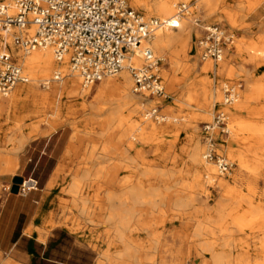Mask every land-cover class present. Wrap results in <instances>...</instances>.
Wrapping results in <instances>:
<instances>
[{
  "label": "rangeland",
  "instance_id": "1",
  "mask_svg": "<svg viewBox=\"0 0 264 264\" xmlns=\"http://www.w3.org/2000/svg\"><path fill=\"white\" fill-rule=\"evenodd\" d=\"M263 1L217 0L214 9L208 7L202 0L187 2L193 4L192 11L181 20V23L182 21L187 23L190 38L189 34L180 31L179 27L174 32L181 34L182 41L168 50L166 58L156 55L161 60V76L168 97H150L147 94L136 93L138 97H142L145 106H142L138 114L123 112L126 121L138 120L142 124L155 126L152 132H148L147 137L141 138L139 129L126 131V125L120 126L117 120L113 121L111 127L106 126L110 116L108 112H102L94 123L85 121L87 127L81 128L80 134L83 139L78 153L81 151L80 154L84 155L94 152L92 158L94 164L114 167V171L118 173L115 179L122 180V177L126 176L130 187L134 185L143 187L145 201L142 199L140 202L130 201V219L121 229L124 237L120 239L117 230L119 217L115 209L109 205L101 208L95 203L97 198L104 197L105 191L98 192L87 187V190L78 197L63 193L67 207L62 206L61 200L57 199L51 217L38 235L40 240L52 238L56 244L65 245V251L70 253L69 262H62L60 254L55 260L57 262L53 264H218L215 262V254L220 249L224 250L225 256L231 260L220 264H264V144L259 143L261 137L258 133L236 130L233 126L234 118L229 113V133L224 134L219 130L215 132L218 153L231 160L233 168L222 176L213 162L214 180L228 179L231 173L239 170L236 159L230 153L237 154L242 150L241 152L251 159L252 167L243 170V175L238 181L230 180L237 185L243 195H250L252 202L246 201L239 207L227 210L223 219L215 220L219 203L221 200L228 202V196H225L216 184L209 185L207 192L204 193H200L197 188L183 186L194 174L190 158L192 145L199 141L202 152L206 150L204 124L211 122L219 110H226L229 107L223 104L224 83L242 81L244 86L234 105L241 103L244 113L258 115L264 123V86L260 91L249 88V80L244 71H238L221 80L219 86L221 99L214 103L209 112L198 111L195 103L187 98L189 93L194 95L200 93L202 102L205 101L204 92L207 86L201 70L206 62L216 63L217 60L202 61L197 42L203 35L204 27L210 24H220L234 35L235 43L224 49L230 50L233 65L236 67L242 65L250 69L255 82L264 84V16H251ZM128 2L144 15L132 0ZM180 2L183 1L180 0L177 4ZM150 17L157 16L151 15L147 18ZM256 18H259V21H254ZM7 40L11 49L9 43L11 37ZM244 44H249L247 52ZM249 52L257 55L253 58ZM194 62H197L196 66H190ZM23 71L29 77L28 72L24 69ZM53 74L54 71L49 76ZM116 76L118 74L105 77L86 87L89 91L86 104L95 101L102 81ZM213 78L216 79V82L215 80L212 82L214 86L217 84V76L213 75ZM19 84L26 85L28 93L20 97L17 106H13L16 87ZM19 84L9 96H0L2 104L0 121L3 106H7L9 108L7 121L10 126L23 127L22 131L18 132L21 136L18 139L35 136L31 133L24 136L34 127L38 128L39 133L40 128L45 130L34 144L59 128H67L71 135L74 130L70 125L64 124L65 117L54 116L60 99L61 82H51L45 86L33 82ZM46 93L52 95L50 103L46 104V106L49 104L47 108L38 110L36 116L28 117L25 121L14 117L18 110L29 105L30 100L35 99L38 105H44L49 99ZM143 97L148 99L145 100ZM152 107H159L160 113L167 119L159 121L145 118L146 111ZM75 116L79 119L86 117L80 113ZM15 132L17 131L12 129L6 143L0 144V163L11 159L14 153L18 152L15 150L17 136ZM33 139L36 138H31L23 145L15 170L0 173V200L11 191L15 176H29L33 170L36 161L30 147ZM248 140L256 144L247 147L245 142ZM103 148L108 150L104 152ZM27 161L30 167L24 171L22 165ZM119 166L122 168L120 171L117 169ZM68 176L64 184L66 192L71 184V174ZM169 185L171 187L167 189ZM39 186L37 183L36 187ZM154 189H157L158 195L151 198L149 195ZM82 197L87 199L85 206L81 201ZM180 198L184 200L182 205L177 202ZM110 215L114 218L113 222L106 221ZM212 232H216L215 235ZM57 249L62 252L61 245Z\"/></svg>",
  "mask_w": 264,
  "mask_h": 264
},
{
  "label": "bare ground",
  "instance_id": "2",
  "mask_svg": "<svg viewBox=\"0 0 264 264\" xmlns=\"http://www.w3.org/2000/svg\"><path fill=\"white\" fill-rule=\"evenodd\" d=\"M178 1L180 0H132L134 5L138 9H140L146 17L156 15L160 18L173 16L175 14V9L178 5ZM181 1L187 3L189 0ZM202 1L206 3L208 7L214 9L217 0ZM184 17L181 20H183ZM174 30L175 28H167L157 31L151 38H149L145 42V45L150 46L155 55L166 58L168 56V50L182 41L181 34L175 33ZM180 31H186L189 34L190 38L188 25L185 21H182V23L180 22ZM9 43L11 44L10 51L12 53V56L17 59L22 69L28 72L29 75L28 82L20 81L17 84L33 82L40 83L45 86L51 82L62 83L60 90V99L58 104L56 105L54 116L57 118L62 116L65 117L64 124L70 125L73 128L74 133L59 162L58 174H61L62 172H69L71 174V184L68 192L74 197L82 195V192L86 191L87 187L98 190V192L100 190L105 191L104 197H102L101 199L97 198V200H99H96L95 203L100 205L101 208L109 205L115 209L117 216L119 217L117 221L118 237L120 239H123L124 236L121 229L125 227L130 219V201L132 200L140 202L141 199L143 200V202L145 201L143 187L138 185L130 187L127 184L129 182V179H127L126 176L122 177V180L115 179L116 174L118 175V173L117 171H114V167H109L103 164L100 165L99 163L94 164V159H92L94 152L81 155V151H79L78 153V150L83 139L80 134L81 128L84 126L87 127L85 121H92V123H94L99 118V116H101L102 112L110 113L108 120L109 122L106 126L111 127L113 121L117 120L119 121L120 126L126 125V131L139 129V136L141 138L147 137L148 132H152V130L155 129V126L150 124H142L138 120L126 121L124 119L123 112L130 111L132 113L138 114L142 110V106H145L142 97H138L137 94L133 91V80L132 76H130L131 74H129V70L125 68L120 73H118V76H116L115 78H108L102 81L95 101L86 104L88 102L87 97L89 91L86 89V86L83 85L82 79L79 74L71 70L68 57H64L61 60H58L54 56L53 51L50 48H38L31 52H25L15 46L12 40H9ZM244 45L245 51L248 50L249 44ZM251 53L249 52L250 56L255 58L257 54H255L254 52L252 54ZM230 56V50H223L220 56L215 59L217 60L216 63L206 62L204 68L201 70V73L205 76L204 81L207 86L204 92L205 101L202 102L200 93H197V95L189 93L187 95L188 100L195 103L198 111H201L203 113L211 111L214 103H216V101H220L221 99V93L219 89L221 80L224 77L235 74L238 71H244L247 74V79L249 80V88L260 91V89L264 86V84L255 82L253 73L250 69L244 68V66L242 65H239L237 67L236 65H233V62L230 60ZM131 61L136 65H142L144 63V60L139 55V52L136 53ZM196 64L197 62H194L190 66L194 67L196 66ZM53 71L54 74L50 77L49 75ZM56 71H60L62 74L60 80L54 79ZM213 75L217 76V84H215L214 86L212 82L214 80L216 82V79L213 78ZM10 93L8 95L0 96L7 97L10 95ZM27 93L28 87L24 84H19L16 87V98L14 99L15 101H13L12 105L17 106L20 97L23 95H27ZM143 99L146 100L148 98L143 97ZM88 110L89 112H86ZM225 111H227L234 118L235 123L233 124V126L236 128V130H238L239 132H256L261 137L259 143L262 142L264 144V123L261 121L260 116L251 113H244L241 103H238L233 107L229 106ZM77 113H80V115L85 114L86 117L79 119L75 116ZM30 133L33 135H38L39 130L37 127H34L33 129H31ZM30 137L22 138L20 141H18V146L15 150L17 151L18 149L23 147V145ZM245 143L247 144V147L256 144L254 143V141L250 142L249 140ZM253 149L255 148L253 147ZM107 150L108 148H103L104 152H106ZM241 151L242 150H239L237 154L230 153L236 159L239 170H237L235 173H231L230 178L228 179L219 178L218 181H215L212 174L215 172L216 164L214 166L213 162L208 161L205 158V152H202V146L200 145L199 141H196L192 145L190 158L192 161L191 165L194 168V174L192 175L191 180L184 183L183 186L191 189L197 188L200 193H204L207 192L209 185L216 184L224 192V195L228 196V202L221 200V202L219 203L218 209L216 210V217H214L215 220L223 219L227 213V210L239 207L246 201L252 202L250 195H243L242 191L237 187V185L232 183L230 180L233 179L234 181H238L243 175V170H249L252 167L251 159L248 158L247 155H244ZM17 153L18 152H15L14 156L11 159H8L4 166L0 167L1 174H4L6 172H13L15 170L16 166H18ZM81 158L83 159V161H80ZM117 169H119V171L122 170L120 166ZM204 178L206 179L205 181ZM27 183H29L28 186L26 185ZM32 187V181H26L22 187V190H27ZM170 187V185L167 186V189H169ZM157 195L158 191L157 189H154V191L151 192L149 196L153 198ZM81 201H83L84 206L87 204L86 197H82ZM177 202H179L178 204L180 205L184 204V200L182 198L177 200ZM106 221L113 222V216L110 215L106 219ZM215 233L216 232H212L213 235H215ZM230 261L231 260L225 256L224 250L220 249L216 252V263H228Z\"/></svg>",
  "mask_w": 264,
  "mask_h": 264
},
{
  "label": "built area",
  "instance_id": "3",
  "mask_svg": "<svg viewBox=\"0 0 264 264\" xmlns=\"http://www.w3.org/2000/svg\"><path fill=\"white\" fill-rule=\"evenodd\" d=\"M192 7L191 3L180 2L173 16L147 18L128 0H0V95H8L20 81H29L12 56L7 41L11 37L13 44L25 52L50 48L58 60L68 57L71 70L79 74L86 87L127 68L135 93L167 98L161 60L145 42L159 30L178 29ZM234 43V35L225 27L210 24L204 27L197 48L201 60L206 61L218 58ZM137 52L144 60L142 65L131 61ZM61 77V72L56 71L54 79ZM243 86L242 81L224 83L223 104L234 105ZM146 117L167 119L159 107L149 108ZM229 119L228 112L222 109L203 126L205 158L214 162L222 175L231 171L233 163L218 153L215 132L228 134ZM26 181H32L33 187L22 190ZM37 183L24 178L19 193L28 194Z\"/></svg>",
  "mask_w": 264,
  "mask_h": 264
},
{
  "label": "crops",
  "instance_id": "4",
  "mask_svg": "<svg viewBox=\"0 0 264 264\" xmlns=\"http://www.w3.org/2000/svg\"><path fill=\"white\" fill-rule=\"evenodd\" d=\"M251 16H264V1L251 13ZM254 21H259V18ZM46 96L49 99L44 105H38V101L35 99H33L34 101L30 100L29 105L18 110L19 112L14 117L25 121L28 117L36 116L38 110H44L49 106L46 104L50 103L52 95L46 93ZM1 107L2 104L0 103V109ZM3 108V116L0 121V144H5L10 131L15 129L17 131L15 132L17 135L15 138L16 149L17 141L22 139H18L21 137L18 132L22 131L23 127L10 126L7 121L9 108L7 106H3ZM30 131L24 136H29ZM40 131L38 135L31 137L36 139L30 143L36 158L35 166L29 176H23L25 179L29 177L37 180L40 186L26 195L9 191L0 200V264H53L57 262L55 260L60 257V254L62 262L70 261V253L65 251V245L59 244L62 250L60 252L57 249L59 245L54 239L48 238L44 241L40 240L38 235L51 217L57 199L61 200L62 206L67 207L65 204L67 203L66 197L63 193L71 196L64 187L70 174L69 172L58 174V165L74 131L70 135L67 128H59L34 144L38 141L37 137L45 133L44 129L40 128ZM22 148L18 149V163ZM5 163H0V167L4 166ZM22 166L24 171L28 170L30 163L27 161ZM26 185L28 186L29 183Z\"/></svg>",
  "mask_w": 264,
  "mask_h": 264
},
{
  "label": "water",
  "instance_id": "5",
  "mask_svg": "<svg viewBox=\"0 0 264 264\" xmlns=\"http://www.w3.org/2000/svg\"><path fill=\"white\" fill-rule=\"evenodd\" d=\"M24 182V178L22 176H15L13 178V183L11 186V192L12 193H19L20 191V185Z\"/></svg>",
  "mask_w": 264,
  "mask_h": 264
}]
</instances>
